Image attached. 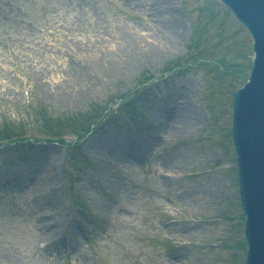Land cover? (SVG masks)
<instances>
[{
  "label": "rangeland",
  "instance_id": "obj_1",
  "mask_svg": "<svg viewBox=\"0 0 264 264\" xmlns=\"http://www.w3.org/2000/svg\"><path fill=\"white\" fill-rule=\"evenodd\" d=\"M163 4L0 0L1 129L85 130L0 147V264H244L230 123L251 38L214 0ZM185 105L200 117L162 130Z\"/></svg>",
  "mask_w": 264,
  "mask_h": 264
},
{
  "label": "water",
  "instance_id": "obj_2",
  "mask_svg": "<svg viewBox=\"0 0 264 264\" xmlns=\"http://www.w3.org/2000/svg\"><path fill=\"white\" fill-rule=\"evenodd\" d=\"M256 60L249 82L235 94L233 112L241 200L247 215L246 235L251 247L246 264H264V220L261 218L264 217V81L257 76L260 63ZM253 185L259 205L251 200Z\"/></svg>",
  "mask_w": 264,
  "mask_h": 264
},
{
  "label": "bare ground",
  "instance_id": "obj_3",
  "mask_svg": "<svg viewBox=\"0 0 264 264\" xmlns=\"http://www.w3.org/2000/svg\"><path fill=\"white\" fill-rule=\"evenodd\" d=\"M127 1L130 2L131 6L135 7L136 9L146 12L147 15H153L152 12H149L151 9L154 11V13L156 15H161V13H163V8H165V7H162V6H164L163 1L165 2L166 0H153L151 3H147V1H145V0H127ZM81 72H82V70H81ZM158 113H162L163 121L160 122V121L156 120L157 124L161 127L162 130L170 129V131H174V130L178 131V129H180V128L175 129L176 127L172 125L173 121L174 122L177 121V120H175L176 116H184L186 114L187 116H185L181 119L179 118V119L183 120L186 118L190 121H192L191 119L197 120V118L200 117V114L193 107H189L186 105L181 107V108L175 109L174 113H171V111H163V112L158 111ZM164 117H166V119H167L166 121H164ZM184 124H182V125H184ZM182 125H181V128H182ZM106 140L107 139H104V142ZM112 147L114 150L118 149L117 143H113ZM166 173L167 172H165V174ZM166 175H169V174H166ZM166 179L168 181V178H166ZM173 258L175 259V256H173Z\"/></svg>",
  "mask_w": 264,
  "mask_h": 264
}]
</instances>
